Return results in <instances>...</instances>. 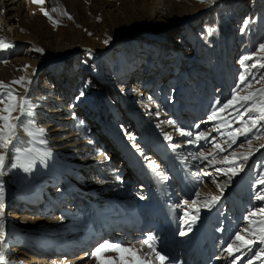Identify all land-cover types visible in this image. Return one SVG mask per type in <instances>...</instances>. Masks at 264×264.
Instances as JSON below:
<instances>
[{
    "label": "rangeland",
    "instance_id": "374dc122",
    "mask_svg": "<svg viewBox=\"0 0 264 264\" xmlns=\"http://www.w3.org/2000/svg\"><path fill=\"white\" fill-rule=\"evenodd\" d=\"M25 1L11 15L13 26L18 30L17 36L33 41L48 57L63 55L62 52L55 51L56 46L68 47L74 50L72 54L61 59L62 61L59 60V66L63 69L67 68V71H69L70 75L68 77L62 75L58 81V77H54L51 72L46 71L47 64L44 63L38 66L36 70L35 77L38 80L35 81V85L38 86V83L46 81V86H48L50 78L53 83V78H55L53 90L59 96H62L68 92L67 87L72 85L69 81L66 82V79L76 81L77 91L72 94V107L76 109L75 113L79 119L77 121L75 119L72 125L74 127L79 125L84 134L92 129V142L97 140V145H109V150L113 151L110 155L113 169H121L123 170L122 173L128 172L129 181L125 182L124 190L126 192L132 191L131 189L134 188L132 186L134 183L133 177L138 179L139 175L133 176L135 172L137 173V170L130 166V171L128 164L131 162H128L129 159L122 155V152L116 151L115 142L108 140L111 143L106 142L104 144L103 141L108 139L105 134L106 131L97 123L102 118L103 124L105 121L110 120L116 124L117 129H125V135L134 132L128 136L132 141L134 151L140 153V157L147 156V161L154 166L156 172H159L162 168V171L168 175V169L165 167L164 161L167 163L170 161V167L173 169L178 167L177 159L183 166V174L185 176L190 175L189 181L184 176H178V171L176 174H170L173 179L170 183L172 192L171 189L169 192L176 196L172 205L177 207L175 212H178L177 217L179 219L176 222V229L179 234L183 230L188 232L196 227L192 223L193 220L185 221L189 216H195L193 219L200 220L201 215L194 214L195 208L197 209L198 206L204 207L207 200L218 196L220 199L217 201V206L215 208L213 206L206 207V209H209L210 213L212 212L210 216L213 215L214 211L219 210L220 213L226 215L229 210V216L234 224H237L234 239L231 242L233 248L238 247L243 252V247H239V244L242 243L243 245L241 241H254L252 243L254 250L246 254L240 264H249V261H251V264H258L263 260L264 251L262 249H264V246L260 243L262 235H258L255 230L245 223L252 221L248 214L255 210L254 197L248 190L252 186L250 184H253L257 191L264 188V184H255L258 174L264 172V120L260 119L262 115L260 111L252 110L253 105L258 109L259 105L264 103V95H261V92L264 91V67H261V65H264V50L260 49V45L264 44V0H214L211 4L200 3L199 0H45L43 5L33 4L31 0ZM41 8L48 11L55 23L42 13ZM53 8H56L57 11L53 12ZM65 12L68 15H64ZM168 13H185L189 15L190 19L188 21H193L195 24L192 31L195 36L192 48L184 46L193 34L190 30L184 28V25L179 29H176L175 26H165L168 23L164 24L163 17ZM68 16H71L72 19H69ZM246 20L249 23L245 27ZM182 33L183 36H181ZM157 35H160L159 39L156 38ZM152 36L155 37L152 39ZM171 38L178 40L179 46L172 45ZM92 42L99 50L116 45L115 52L107 54L105 49L101 53L97 51L88 52L86 48ZM10 45L11 47L0 49V67L7 70L6 77L9 79L14 70H21L23 68L21 63L28 60L25 57V48H21L16 42ZM168 45V48L173 52L163 53V61L159 63L158 60L157 62L159 52H162L163 47L166 49ZM245 57H251V59L245 60ZM163 69L170 73L167 81L174 80L172 86H169L168 89L172 91L178 85V93H182L185 98H191L196 91L207 98L212 92L217 91L214 95L217 110L209 120L210 126L208 127L209 129L215 126L216 140L214 143H211L210 133L206 132L203 133L204 139L193 138L188 141L184 137L178 136L177 138L175 135H164L160 132V129L155 130L158 128L155 123L158 117L154 115V108L150 105V100L156 98V100L162 102V98L158 95V92H155L149 94L150 99L146 101L145 95L149 90L148 87L142 83L136 86L135 82L146 70L150 74L144 80L158 76ZM135 72H139L140 75L134 80ZM242 75L245 78L244 81H241ZM179 79L180 82H178ZM0 81L8 84V86L11 84V80L9 81L5 77L0 76ZM157 82H159L157 87L160 86V88L165 89L164 82H161V84L160 80H157ZM249 84L251 87H247ZM165 87L167 86L165 85ZM2 91L6 92L7 90ZM81 92L83 95H81ZM234 93L238 97H252V99L247 104L243 101L239 103L234 101L227 108H224V105L232 100ZM166 96L168 95L166 94ZM95 98H98V100L95 101ZM39 107L40 105L36 108ZM84 108L85 110H93L91 113L95 116L94 121L88 116L83 118L82 109ZM221 108H223V111H220ZM245 109L249 110L246 111ZM91 113L89 112L87 115L90 114L91 116ZM203 113H206V110H203ZM134 114L138 117L134 118ZM167 114L175 123L180 120V116L175 117L174 108L172 107H168ZM253 121H255L254 126ZM141 122L144 123V128L150 131L153 130V133L148 137V142H146L143 135L144 129L141 128ZM138 126L141 128V132H139L140 129L136 128ZM246 128L250 131L245 132ZM237 129H239V132ZM146 132L149 134V131ZM155 136H159L162 141L159 143L160 140H157ZM166 136L170 139H166ZM233 136L236 137L235 143L232 140ZM249 140H251V144L248 143ZM172 145L176 146L173 147L176 152H173ZM202 149L208 150L207 153L219 164H222L221 166H236L239 179L233 182H219L217 192L204 193V196L196 199L191 192L185 190L182 193L180 186L172 182L175 179L178 184H181V187H184L182 182L194 185L192 178L194 180L198 178L196 176L197 173L199 174L201 166L190 167V158L188 157H190V154ZM158 151H162V156H159ZM171 152L176 157H170L173 158L171 160L163 157L171 155ZM225 156L229 158V161L234 160L235 163L225 161ZM244 156L248 157L247 160L243 158ZM240 165H243L242 169ZM206 167L210 169L211 166L206 165ZM162 175L164 176L163 173ZM226 176L231 179L229 175ZM207 179L202 178V183H210V179ZM223 179L221 178L220 181ZM136 181L135 186L139 185V188H147L146 178ZM230 185V190H227ZM184 188L187 189L188 187L185 186ZM219 192L226 194L219 195ZM141 193L144 194L145 191H141ZM12 199L16 200V196ZM193 200L196 203L193 204ZM182 203L187 204L183 205ZM14 210L19 214H24L17 215ZM181 210L185 211V214ZM3 212L5 219L7 217L6 221H10L8 212L9 214L13 212L19 217L27 215L24 220L21 219L22 217H18V219L10 221L11 224L13 223L14 229L25 231L29 226L37 227L38 225L37 223L33 224L34 219L38 217L35 211H26L12 203ZM136 215L138 218V213ZM162 220L164 219L159 217L148 219V221H154L155 223L162 222ZM179 220L180 222H178ZM201 222L204 224V220ZM137 223L138 221L134 224ZM135 225H131V230H128V238H131V235L135 232H139ZM132 226L136 228L132 229ZM108 228L109 225H105L92 231L103 232L104 234L108 232V234L100 237V239H103V237L110 236L113 231L117 230L116 227ZM145 229L150 232L158 247L162 249V243H160L159 236L155 235L153 228L146 226ZM217 229L219 228L215 229L213 227V234L216 233ZM120 232H122V235L124 234L123 231ZM237 234L242 237V240L236 239ZM11 241L12 245H8V252L12 249H17L20 252L19 255L11 252L7 253L9 259H13L12 263L38 264L41 253L33 254L29 252L28 246L21 239ZM210 241L211 243H208V246L215 243V240ZM255 241H259V243L256 245ZM97 242L98 239L92 241L89 248ZM152 242L154 243L153 239ZM77 247L76 251L73 250L72 258H77V254L84 250L80 246ZM134 249L135 253L139 252L138 249ZM175 252L177 254L179 249ZM221 252L222 250H219L218 247L213 249L214 257H220L218 264H231L232 262L229 261L228 257L230 253ZM257 252L260 253L259 257L254 255ZM132 257V255L126 253L120 256L118 263L128 264L132 261ZM177 257L175 256V260Z\"/></svg>",
    "mask_w": 264,
    "mask_h": 264
},
{
    "label": "bare ground",
    "instance_id": "6f19581e",
    "mask_svg": "<svg viewBox=\"0 0 264 264\" xmlns=\"http://www.w3.org/2000/svg\"><path fill=\"white\" fill-rule=\"evenodd\" d=\"M24 2L26 1L0 0V39L5 40L7 44L16 42L21 48H25V57L28 59L26 62L21 63L23 65L21 70H14L10 79L6 77L8 74L7 70L2 67H0V76L5 77L9 81L19 80L21 77L24 78L22 84H9V89L14 90V95L24 97L29 102L31 107L28 111L32 113L30 116H21L19 110H17L12 114L13 116H20V121L18 122L20 126L16 130L17 139L14 141V147L6 153V174L0 176V190L4 194L3 210L7 209L8 205L13 203L26 211H35L39 218L36 217L33 222V224H38L37 227L29 226L25 231H21L17 228L14 229L13 223H10V221L18 219L19 217L17 216L19 213L16 210L14 212L17 215L13 212L10 214L9 212L7 213L10 221H6L7 217L5 219V216H3L5 242H7L5 248L6 264H14L11 262L13 259L10 260L7 253L11 252L18 255L20 253L17 249H12L8 252V245H12L11 240L16 239H21L22 242H25L29 252L33 254L41 253L38 264H119L118 259L126 253L104 251L99 261L92 255L95 248L104 242L120 245L122 248H131L133 252L135 250L134 248L138 249V253L134 252L135 257L143 261V264H161L160 260L156 257V252L166 257L164 264H183V261H185L184 258L185 256L188 258L189 252H192L194 257L190 261L192 263L188 264H217L220 257L212 260L213 252L208 251L205 255L202 254L203 249L199 247L200 235H204L206 232L207 234L211 233V226L216 222L219 223L218 226L220 228L224 225L226 228V239L223 238L222 246L227 244L228 248L229 242L231 243L234 239V234L237 229V224H234L229 216V210L225 217L222 218V222L225 223L221 224L220 221L218 222L216 220L217 217H215L216 215L222 214L220 210L217 212L214 211L216 212L215 216H210L212 212L210 213L209 209H206V207L210 208V206H213L215 208L217 206V201L213 202L212 198H210L206 201L204 207L198 206L197 209L195 208L194 214H200V220L193 219L195 216H189L185 219V221H195H192L193 225L196 226L194 230L192 232H185L183 235L181 233L179 234V231L176 229V219L174 218L172 205L176 196L169 192L173 177L162 179L165 176L162 175V172L160 173L161 175H157L156 169L153 171L154 166L147 161V156L140 157L141 154L134 151L132 141L128 138L134 132L125 135V129H117L116 124L110 120L105 121L103 124L102 118L97 123L106 131L105 134L108 139L103 141L104 144L106 142L111 143L108 140L115 142L116 151L119 150L122 152V155H125L131 161L128 164L129 167L131 166V168L137 170L139 178L136 180L139 181L146 178L149 185H146L147 188L134 187L131 189L132 191L128 192L124 190V184L126 181H129V175L127 171L122 173V171L113 169V162L110 159L113 151L109 150V145H97V140L92 142V129L89 128L88 133L84 134L79 125L75 127L72 125L75 119L76 121L79 119L75 113L76 109L72 107V94L77 91L76 81L74 79H66V82L69 81L72 85L67 87L68 92L62 96H59L53 90L55 78H53L54 83L51 82L50 78L48 86H46V81L40 84L38 83V86L35 85V81L37 82L38 80L35 77L37 74L36 70L38 66L44 63L47 64L46 70L51 72L54 77H58V81L62 75L68 77L70 75L69 71H67V68L63 69L59 66V60L66 58L74 50L68 47L56 46L55 51L62 52L63 55L48 57L43 51H36V49L40 48L33 41H28L17 36L18 30L13 26L11 15ZM163 18L164 24L168 23L165 26H175L176 29L184 25L185 27H182L192 32L195 26L193 21H188L190 17L185 13H168ZM159 36L157 35L156 38L159 39ZM181 36H183V33ZM153 37L155 36L151 38L153 39ZM194 39L195 36L193 33L184 46L192 48ZM170 42L174 46H179L178 40L176 39L171 38ZM93 43H90L86 48L88 52L97 51L101 53L104 49L107 54L115 52L116 45H113L111 48L99 50ZM168 47L169 45L166 49L163 47L162 52H159L157 62L158 60L159 63L163 61V53L173 52ZM26 65L28 66L27 68L25 67ZM149 74V71L146 70L135 84L139 86L142 83L148 87L149 90L145 95L146 101L150 99L149 94H154L155 92H158V95L162 98V102L160 100L159 102L156 98L150 100V105L154 108V115L158 117L155 122L158 128L155 130L160 129V132L164 133V135H175L177 138L178 136L184 137L188 141H191L193 138L204 139L200 137V134L206 132L210 133L211 143H214L216 140V134H214L215 126L209 129L208 127L210 126L209 117H212L213 113L217 110L216 98L214 97L217 91L212 92L207 98L200 92L198 93V91L191 98H185L182 93H178V85L172 91L168 89L169 86H172L174 80L171 79V82L167 81L170 73L166 69H163L158 76L144 80ZM139 75V72H135L134 80ZM157 80H160V84L164 82L165 89L160 88V86L157 87L159 83ZM29 81L31 83H28ZM178 82H180V79ZM97 100L98 98H95V101ZM38 105L40 107L37 109L36 107ZM168 107L174 108L176 118L180 116V120L177 123L173 122L167 114ZM87 108L89 109V107ZM88 109H82L83 118L88 116L94 121L95 116L91 113L93 110ZM203 110H206V113H203ZM89 112L91 116L90 114L87 115ZM137 117L134 114V118ZM169 121L172 123H169ZM175 124L177 125L174 126ZM140 125L144 129L143 135L146 138V142H148V137L153 133V130L150 131L144 128V123L142 122ZM40 128L45 130L43 136L38 132ZM136 128L140 129L139 132H141L140 126ZM177 128L183 131H190L193 135H181L177 131ZM146 131H149V134ZM155 138L160 140L158 141L159 143L162 141L159 136H155ZM41 140H46L47 143H41ZM29 149L32 151L29 152ZM207 151L202 149L190 154V157H188L190 158V167L200 165L201 168L199 174L197 173L196 176L198 178L196 180L192 178L194 185L183 182L184 187L187 186L188 188L185 189L183 187L182 192L185 190L191 192L196 199L204 196V193L217 192L219 182H233L239 179L238 174L232 175V172L218 171V169L229 168L235 169L236 171L237 167L221 166L222 164H219ZM45 153H50V155H46ZM201 153L205 154L204 157H201ZM16 156L24 159H33L35 163L32 171L24 172L20 168L12 169L10 165L14 162ZM205 163L211 166L209 167L210 169L206 167ZM178 168L179 166L171 169L170 174H176ZM226 175H229L231 179H228ZM201 177L210 179V183H202ZM221 178L224 179L220 181ZM250 185L252 186L248 190L254 197L255 210L252 209L254 211L248 214L252 218V221L245 224L255 230L258 235L264 236V212L260 211L264 209V200L257 199V194L260 191H257V188H254L253 184ZM230 187L231 185L227 190H230ZM141 191H145V193L143 194ZM219 193V195L226 194L224 192ZM14 196H16V200L12 199ZM175 208L177 207L175 206ZM181 212L185 214V211L181 210ZM137 213L138 218L137 215L135 216ZM22 214L24 213H20L19 215ZM26 216L19 218L24 220ZM155 217L163 218L164 220L157 223L148 221V219H155ZM203 220L204 224L201 222ZM136 221L138 223L135 225L134 223ZM105 225H109V228H117V230L110 234L113 238L105 236L103 239H100L104 233L92 231ZM131 225H135L137 228L132 226V229L136 228L139 232H135L131 235V238H128L127 233ZM146 226L152 227L156 235L162 231L165 233L168 232L169 236L166 246L169 248L174 247L169 250V253L173 255L177 249L180 250L182 248V252L175 255L178 256L176 260L173 261L171 259V256L167 253V249L161 252V248L154 245L152 240L149 243L154 247L155 252L142 243L149 236L152 237L149 234L150 232L145 229ZM118 230L123 231L124 234L122 235V232ZM221 231L222 228L217 233H221ZM96 239H98V242L89 248L91 242ZM204 242L207 245L211 243L209 236L205 238ZM241 242H243V245L241 243L239 247H243V252L239 253L241 255L237 254L239 257L235 260L232 259L234 264H240L245 255L254 250L252 244L254 241L248 244H245V241ZM77 246H80L82 249L84 248V250L77 254V258H72L73 250L76 251L78 249ZM235 249H238V247ZM221 253H224V251L222 250ZM180 255L181 257L179 258ZM230 257L234 258L233 252L230 254ZM262 262H264V259L258 262V264H262ZM184 263L186 264V262ZM128 264H134V257H132V261Z\"/></svg>",
    "mask_w": 264,
    "mask_h": 264
},
{
    "label": "snow or ice",
    "instance_id": "6c2138e0",
    "mask_svg": "<svg viewBox=\"0 0 264 264\" xmlns=\"http://www.w3.org/2000/svg\"><path fill=\"white\" fill-rule=\"evenodd\" d=\"M31 2L33 4H38V5H43L45 3V0H31ZM200 3H207V4H211L214 2V0H199ZM42 13L48 17V19L50 21H52L53 23H55V21L52 20V17L49 15L48 11H45L43 8H41ZM53 12L57 11L56 8L52 9ZM64 15H68L66 12L63 13ZM69 19H72L71 16H68ZM249 23V21H245V27L247 26V24ZM243 31V29H242ZM105 43H107V41H105ZM6 47H11L10 44H7L5 42V40L0 39V49L2 48H6ZM260 49L264 50V44L260 45ZM36 51H40L42 52V49H36ZM245 60L251 59V57H245ZM26 68L28 67L27 65L25 66ZM253 67H255V65H253ZM261 67H264V65H261ZM244 76H241V81H244ZM24 82V78L21 77L19 80H14L11 81V84H22ZM28 83H31V81H29ZM247 87H251V85H247ZM2 90H7L2 91ZM81 95H83V93L81 92ZM255 95V94H253ZM261 95H264V91L261 92ZM252 99V97H238L235 93L232 97V100L228 101V104L224 105V108H227L228 105L232 104L234 101L239 103L240 101H243L244 103H248L250 100ZM31 107V105L29 104V102L24 98V97H18L16 95H14V90L9 89L8 84H5L4 82L0 81V176H3L6 174V153L8 151H11L12 148L14 147V141L17 139L16 137V130L17 128L20 126L19 125V121H20V116H13L12 114L14 112H16L17 110H19L21 116L23 115H32V113L30 111H28V109ZM246 111H248L249 109H245ZM252 110H258L262 113L260 119L264 120V103H261L258 107V109L256 108L255 105H253ZM220 111H223V108L220 109ZM213 115H215V113H213ZM210 119L212 117H209ZM169 123H172L171 121H169ZM255 125V121H253V126ZM177 131L180 132L181 135H185V136H192V132L190 131H183L182 129L177 128ZM237 131L239 132V129H237ZM250 131V129L246 128L245 132ZM39 134L41 136L44 135L45 130L43 128H40L38 130ZM29 135H31V133H29ZM231 135V134H230ZM204 134L201 133L200 137H203ZM166 139H170V137L166 136ZM233 143H235L236 141V137L233 136L232 137ZM41 143H47L46 140H41ZM249 144H251V140L248 141ZM172 147H176L175 145H172ZM217 147H219L217 145ZM29 152L32 151L31 149L28 150ZM46 155H50V153H45ZM201 157H204V153L200 154ZM245 160H247V156L243 157ZM225 161H228L229 163H235L234 160L229 161V158L227 156L224 157ZM35 161L33 159H24L21 158L20 156H16L14 162L11 163L10 167L12 169L15 168H20L22 169L24 172H30L33 169V165H34ZM240 168H243V165H240ZM153 171H155V168H153ZM218 171H227V172H232V175H236V171L232 168L229 169H218ZM157 175H161L159 172L156 173ZM162 179H166V177H162ZM256 185H262L264 184V172L258 174L257 179L255 181ZM199 195V194H197ZM257 199L260 200H264V188L260 189V192L257 194ZM213 202L218 201L219 197L218 196H214L212 197ZM192 203H196L195 200L192 201ZM4 194L3 191L0 190V264H6V260H5V248H6V242H5V228H4ZM260 211L264 212V209H261ZM195 222V221H193ZM184 233L182 232L181 235H183ZM153 239V237L149 236L147 240H144L142 243L144 245H147L153 252H155L154 247L149 243V241H151ZM236 239L238 240H242V237L237 234ZM261 240L264 241V237H261ZM245 244H248L249 242L245 241ZM251 250V249H249ZM104 251H118V252H122V253H128L130 255H132L134 257V264H143V261H140L138 258L135 257V253L133 252V250L131 248H122L120 245H116V244H109L108 242H104L103 244H100L98 247L95 248V250L93 251L92 255L95 256L97 258V260L99 261L101 258V254ZM226 251H228L230 254L233 251H239V249H234L232 244L228 245V248L226 249ZM262 251H264V249H262ZM255 256L259 257L260 253L257 252L254 254ZM156 257L160 260L161 264H164V261L166 260V257L163 255H160L159 252H156ZM234 264V262H233ZM249 264H251V261H249ZM262 264H264V262H262Z\"/></svg>",
    "mask_w": 264,
    "mask_h": 264
}]
</instances>
